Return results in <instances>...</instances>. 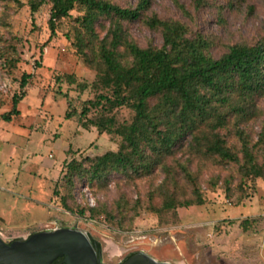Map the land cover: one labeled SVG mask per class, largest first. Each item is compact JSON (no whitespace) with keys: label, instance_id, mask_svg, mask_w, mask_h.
I'll return each mask as SVG.
<instances>
[{"label":"rangeland","instance_id":"rangeland-1","mask_svg":"<svg viewBox=\"0 0 264 264\" xmlns=\"http://www.w3.org/2000/svg\"><path fill=\"white\" fill-rule=\"evenodd\" d=\"M30 1L0 0V115L11 109L12 96L20 93L21 76L31 74L25 97L17 107L20 116L9 123L0 121L2 237L12 241L56 228L80 230L99 243L103 264H118L139 252L169 264H264V182L257 178L254 184L246 181L239 187L237 165L218 166L193 158L188 166L197 176L206 202L176 211L146 210L148 193L163 180L159 169L134 181L112 176L104 190L76 184L72 198L66 202L74 210L97 204L112 210L119 200L130 206L140 202L138 214L123 228L103 215L89 219L88 213L79 217L66 211L61 199L67 192L60 181L64 164L116 152L119 138L99 135L91 126L83 127L76 119L65 118L69 101L80 112L83 102L94 96L90 88L80 91L77 85L65 81L55 83L57 77L68 75L87 86L95 79L94 64L85 61L75 40L74 19L82 13L76 9L71 17L60 20L51 37L47 24L50 4L32 14ZM108 1L132 9L137 3ZM152 17L182 23L188 36L206 40L208 53L218 59L229 46L252 45L263 37L264 0H152L139 21L120 22L123 42L139 48H160L161 32L145 25ZM110 30L111 22L100 18L94 26L97 41L108 43ZM117 51L126 57L122 42ZM82 52L90 54L88 49ZM130 115L120 109L116 118L121 122ZM236 128L251 144L257 141L264 128V95L255 97L249 119H243L238 127L229 119L220 131L226 145L238 149ZM257 156L258 163H263L264 156ZM187 158L184 149L176 152V160L185 162ZM177 181V195L189 197L190 188L181 176ZM214 181L216 186L212 185ZM223 183L229 184L228 197ZM153 204L159 205L156 197ZM243 221L247 222L246 230L240 227Z\"/></svg>","mask_w":264,"mask_h":264},{"label":"trees","instance_id":"trees-1","mask_svg":"<svg viewBox=\"0 0 264 264\" xmlns=\"http://www.w3.org/2000/svg\"><path fill=\"white\" fill-rule=\"evenodd\" d=\"M152 0H137L135 8H121L108 0H31V13L50 4L47 21L50 36L56 33L57 23L71 17L79 9L81 16L74 19L75 40L82 57L94 64V81L87 86L77 84L75 77H57L55 83L65 81L77 85L80 91L93 90L94 96L85 100L80 112L67 103L65 118L76 119L81 126H91L96 132L119 138L118 150L107 151L82 161L71 160L64 164L60 181L67 195L62 205L67 212L89 219L103 215L116 226L123 228L132 223L141 207L119 200L108 210L97 204L91 208L74 210L67 205L76 184L93 185L104 190L109 178L115 176L134 181L151 175L156 169L163 180L148 193L146 210L176 211L179 208L203 206L206 202L198 178L188 164L191 160H210L218 166L237 165L239 187L246 181L264 182V162L258 163L257 154L264 156V128L257 141L251 144L248 136L236 128L238 149L228 147L220 131L229 119L235 125L252 116L255 97L264 95V23L263 37L252 45H233L218 59L208 53L209 43L200 36H188V29L178 21H163L152 17L145 22L151 30L162 35L160 48H139L123 42L121 21H139ZM202 3L203 0H197ZM100 18L111 22V40L97 41L94 26ZM122 42L126 57L118 54ZM83 49H88L89 56ZM31 74L20 78V93L11 98V109L0 115V121L11 122L20 116L18 104L25 97ZM60 93V90L58 91ZM120 109L130 112V118L119 122L116 113ZM184 149L188 154L185 162L175 159L176 152ZM240 155V156H239ZM190 188L189 197L178 196L177 177ZM217 182L212 185L216 186ZM226 197L228 183H223ZM248 187V186H247ZM247 187L244 195L247 197ZM155 197L159 205H154ZM122 199V198H120ZM247 222L240 223L243 230ZM89 240L101 254L99 243ZM133 254L126 257L128 259ZM51 264H62L57 259Z\"/></svg>","mask_w":264,"mask_h":264},{"label":"water","instance_id":"water-1","mask_svg":"<svg viewBox=\"0 0 264 264\" xmlns=\"http://www.w3.org/2000/svg\"><path fill=\"white\" fill-rule=\"evenodd\" d=\"M103 264L89 237L72 228H56L33 233L24 239L5 240L0 237V264ZM121 264H169L157 262L139 252Z\"/></svg>","mask_w":264,"mask_h":264},{"label":"flooded vegetation","instance_id":"flooded-vegetation-1","mask_svg":"<svg viewBox=\"0 0 264 264\" xmlns=\"http://www.w3.org/2000/svg\"><path fill=\"white\" fill-rule=\"evenodd\" d=\"M136 254V253H135ZM127 259L126 258H124L120 263H118V264H121V263H123L124 261H126Z\"/></svg>","mask_w":264,"mask_h":264},{"label":"built area","instance_id":"built-area-1","mask_svg":"<svg viewBox=\"0 0 264 264\" xmlns=\"http://www.w3.org/2000/svg\"><path fill=\"white\" fill-rule=\"evenodd\" d=\"M0 237L3 238V237H2V233H1V231H0ZM3 239H4V238H3Z\"/></svg>","mask_w":264,"mask_h":264}]
</instances>
